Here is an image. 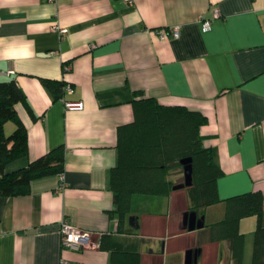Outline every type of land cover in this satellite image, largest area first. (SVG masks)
<instances>
[{"label": "crops", "instance_id": "crops-1", "mask_svg": "<svg viewBox=\"0 0 264 264\" xmlns=\"http://www.w3.org/2000/svg\"><path fill=\"white\" fill-rule=\"evenodd\" d=\"M214 8L219 15L203 31L199 16ZM55 22L66 27L63 38ZM175 25L178 36L156 33ZM10 79L35 118L16 105L27 154L5 171L63 146L66 186L54 192V173L33 178L26 194L0 195V264H184L189 249L196 264H234L228 241L208 238V225L219 221L212 211L221 219L224 201L204 207L203 226L192 230L183 225L184 189L132 194L136 230H127L132 220L119 228L109 215L116 129L131 121L135 91L206 116L200 132L221 170L218 196L259 191L264 227V0H0V80ZM42 79L61 82L60 95ZM64 100L83 106L67 108ZM64 217L98 245L62 247ZM256 224L255 215L239 221L243 263Z\"/></svg>", "mask_w": 264, "mask_h": 264}, {"label": "trees", "instance_id": "trees-1", "mask_svg": "<svg viewBox=\"0 0 264 264\" xmlns=\"http://www.w3.org/2000/svg\"><path fill=\"white\" fill-rule=\"evenodd\" d=\"M54 97L59 96L61 82L42 79ZM24 104L32 118L35 115L25 94L13 79L0 80V195L26 194L33 178L59 174L64 170V149L57 146L31 159L26 165L5 171L8 162L27 154V134L16 110ZM132 119L116 129L117 160L109 169L108 185L114 198L109 215L117 220L118 227L132 220L136 230L138 216L130 212L132 194L169 195L173 190L184 189L188 199L187 210L202 215L204 207L224 201V216L208 225L211 241L227 240L234 264H264V227L260 223L263 211L262 194L249 191L225 199L218 196L216 181L220 168L212 158L210 148L203 143L201 126L206 116L185 105H168L155 97L135 91L131 100ZM15 123L10 134L4 124ZM190 158L191 184L184 181L182 159ZM181 174L179 179L177 174ZM255 215L253 251L249 263H243L244 233L239 230L241 218ZM137 257V252H132Z\"/></svg>", "mask_w": 264, "mask_h": 264}, {"label": "built area", "instance_id": "built-area-1", "mask_svg": "<svg viewBox=\"0 0 264 264\" xmlns=\"http://www.w3.org/2000/svg\"><path fill=\"white\" fill-rule=\"evenodd\" d=\"M125 1L127 3L132 2V0H125ZM218 15H219V12L215 8L212 10L211 17L200 15L199 23H200L201 29L203 31L208 30L211 27L212 18ZM51 28L59 33L60 38H63L67 33L66 27L60 26L57 22L53 23ZM156 33L161 37H165L167 34L178 36L179 29H178V26L175 25V26L170 27L167 31L158 29ZM64 91L71 92L72 87L69 85H66L64 88ZM64 104L67 108L81 109L83 106L82 101L64 100ZM58 176H59V184L54 190V192L56 193L62 191L63 188L66 186V182L64 180L62 172H60ZM60 234H61V246L64 248H70V249H79V248H84V247L95 248L98 245V239L95 237L93 233L86 231V230H82L74 226L67 217L62 218L60 221ZM61 264H65V262H62Z\"/></svg>", "mask_w": 264, "mask_h": 264}, {"label": "water", "instance_id": "water-1", "mask_svg": "<svg viewBox=\"0 0 264 264\" xmlns=\"http://www.w3.org/2000/svg\"><path fill=\"white\" fill-rule=\"evenodd\" d=\"M190 158L182 159L181 162L183 165V177L184 181L181 183L180 186H188L191 184V173H192V166L190 164ZM203 215L197 216L195 210H187L183 213V225L189 230L200 228L203 226ZM197 261V254L194 251L192 254V250H187L185 252V260L184 264H196Z\"/></svg>", "mask_w": 264, "mask_h": 264}, {"label": "rangeland", "instance_id": "rangeland-1", "mask_svg": "<svg viewBox=\"0 0 264 264\" xmlns=\"http://www.w3.org/2000/svg\"><path fill=\"white\" fill-rule=\"evenodd\" d=\"M10 124V126H13V124H12V122L11 123H9ZM7 125L8 124H6V128H5V133L6 134H10V132H12V129H9L8 127H7ZM175 177H178L179 179L181 178V174L179 173V174H177V176H175ZM224 210H225V207H224ZM211 216H214L215 218H219V219H217V220H220V217L219 216H221L220 215V213H217L215 210H213L212 211V215ZM224 216V215H223ZM223 218V217H222ZM221 218V219H222ZM210 220V217L209 216H207L206 217V222L207 221H209ZM253 244H252V246L250 247V250L248 251V255L246 254V257L244 258V260H248L249 262L251 261V258H252V251H253ZM247 262V261H246Z\"/></svg>", "mask_w": 264, "mask_h": 264}]
</instances>
